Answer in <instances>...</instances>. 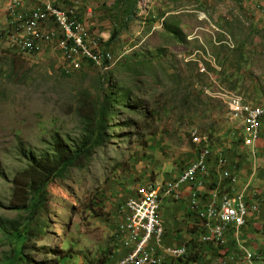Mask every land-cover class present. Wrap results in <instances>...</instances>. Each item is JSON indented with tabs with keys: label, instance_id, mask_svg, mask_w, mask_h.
I'll use <instances>...</instances> for the list:
<instances>
[{
	"label": "rangeland",
	"instance_id": "374dc122",
	"mask_svg": "<svg viewBox=\"0 0 264 264\" xmlns=\"http://www.w3.org/2000/svg\"><path fill=\"white\" fill-rule=\"evenodd\" d=\"M8 1L0 0V220L17 232L0 231V264H107L122 244L129 185L146 175L154 184L158 156L174 154L156 150L162 144H191L195 129L214 137L222 124L233 122V131L240 132L234 110L264 106V0H251L255 11L230 21L209 11L219 1L195 8L185 19L184 35L200 39L187 46L192 54L187 62L168 56L174 49L167 32L183 36L177 17L169 22L163 13L156 25L154 14L138 9L140 0H81V23L113 56L106 70L86 62L67 69L60 50L65 35L53 20L41 29L54 40H40L39 52L25 54L13 37ZM103 33L118 36L109 43ZM218 40L233 42L234 48L215 45ZM209 52L215 65H226L231 57L237 73L215 75L212 63L202 58ZM102 109L108 110L105 120ZM86 123L99 126L101 142L93 156L49 185L40 211L13 210V179L27 167L23 154L51 152L56 138L75 148ZM200 245L193 244L201 250Z\"/></svg>",
	"mask_w": 264,
	"mask_h": 264
},
{
	"label": "crops",
	"instance_id": "0c3cea01",
	"mask_svg": "<svg viewBox=\"0 0 264 264\" xmlns=\"http://www.w3.org/2000/svg\"><path fill=\"white\" fill-rule=\"evenodd\" d=\"M60 1L28 0L22 4L20 11L24 8L27 11L39 9V7L43 8L48 4H53L60 9H65L66 6H75L77 11L81 7V0H77L75 3L71 0H66L65 6H61ZM216 1H219V5L209 11L212 13L218 10L217 15L220 19L226 17L230 21L231 16L233 17L238 14L248 16L249 12L255 11L251 0ZM13 2V0H9L8 4H13ZM206 2H212V0H140L137 6L141 11L145 10L146 13L154 14L153 20L157 21L156 25L160 22L161 14L163 13H165V17L162 19L169 22L171 19H176V17L178 20H181L180 30L183 31L182 38L173 36L171 32H167L165 36L168 41L172 42L169 48L174 49V51H170L168 56L173 60L184 59L187 62V58L192 55L188 53L189 48L187 46L190 47L191 43L200 39V37L197 35L191 37L184 35L186 30L184 22L187 15L196 13L195 8L200 7ZM117 4L119 3L116 1L115 7ZM81 17L82 15L79 14V18L82 21ZM137 26L136 22L131 27L135 28ZM226 26L230 27L231 23L227 22ZM157 27L152 32L156 31ZM103 36L107 40H110L109 33H103ZM145 38H147L145 35L142 36V41L141 39L140 41L143 42ZM179 43H181V50L176 51L175 49H180L179 47H175ZM213 43L215 45H224L231 49L234 48L233 42H230L232 44L230 46L228 45V41L225 40H218V42L214 41ZM195 53L202 54L200 50H196ZM194 56L197 58V55ZM202 58L209 60V63L215 60L213 52L203 55ZM226 59L228 60L226 65H224V62L216 63V65L212 63L215 75L223 73L226 76H230L237 73L235 64L232 62L233 59L231 57ZM196 62L199 61L196 60ZM201 70H203L201 72H207L206 67H202ZM231 106L233 108L236 107L235 104H231ZM238 120L241 126L240 132L233 131L231 126L233 122L222 124L219 130L214 133V137L195 129L193 132L191 131V144H188L187 141H184L181 146L168 145L169 147H165L162 144V150H156L166 151L167 149V151H173L174 153L172 155L168 154L169 156L162 153L161 156L163 158L158 156L159 159L154 165V172L158 174L154 183L156 185H161L178 178L184 169L188 167L189 163L198 159L203 154L205 144H198L193 141L195 131H198L202 137L207 136L206 138L209 142V146L207 147L210 150L204 159L207 162L208 170L202 174L206 175L209 173L210 177L199 179L197 183L185 186L181 191L180 200H176L175 197H165L161 201L159 219L165 231L164 247L162 248V255L165 256L163 264H202V261L205 260H212V264H246L245 256H250L251 252L255 254L256 258L254 263L248 262V264H264V119L260 122L261 133L252 142L249 141L246 121L243 119ZM223 171H228V175L224 180L221 179ZM149 177L150 175H146L140 183L136 185L133 183L131 187L129 185V188L132 189L131 197L137 196L139 190L143 187L147 189L149 186H154V184H151L152 182L149 180ZM194 193L197 195L196 199L198 202L197 206L192 209ZM224 194L244 196L242 198L247 200L249 206H252L254 203L257 204V213H251L248 216L247 226L241 231L226 229L220 240H216L214 237L210 244H206L204 241L206 230L204 229L203 222L200 224L198 221L202 220L198 212L205 210V207L208 205L209 207L206 210L216 208L220 197ZM226 228L233 227L229 226ZM198 234L201 235L200 239H197ZM235 237H240V240L236 241ZM195 242L201 243L200 247L202 251L198 247L194 248L193 244ZM153 248L156 249L155 253L160 254L161 244L159 247H156L153 243ZM173 248H186L187 252L184 257L173 259L165 252L167 249ZM126 251L122 243L118 248L117 255H114L107 264L117 262L119 257L123 256ZM192 251L193 253L191 254ZM201 259L203 260L201 261Z\"/></svg>",
	"mask_w": 264,
	"mask_h": 264
},
{
	"label": "built area",
	"instance_id": "2783aa9c",
	"mask_svg": "<svg viewBox=\"0 0 264 264\" xmlns=\"http://www.w3.org/2000/svg\"><path fill=\"white\" fill-rule=\"evenodd\" d=\"M66 2V0H63ZM17 4L9 3V13H13L14 6ZM40 13L41 9L39 7ZM51 16L64 19L69 22L70 30L73 34L77 35V44L65 43L63 51L69 53L71 62H86L88 64H107L112 58V54L107 51V58L93 59L92 49H102L100 37L97 35H91L88 29L82 24L79 16H62L58 13L51 12ZM16 24V32L13 35L21 36L20 48L23 49L25 54H34L39 52V43L43 39L42 30L32 31V24L35 23L34 18L31 17L30 13H24L22 16H14V22ZM26 42H34V50H26ZM256 115H262L264 119V112H256ZM245 120H251V118H245ZM256 133H261V129H255ZM203 154L196 160L189 163L190 173H181V175L172 180L165 182L161 185L154 184L151 189L141 188L137 196L130 197L124 207L123 220L129 226V233L127 237H123V247L126 253L119 257L117 262L114 264H138V259H145L146 264H161L164 257L162 255V248L164 247L165 231H160L154 221V210L160 204H156V197H176V200H180L181 191L185 186L197 183L199 179L209 178L210 174L199 175V168L202 167V162L205 159L207 153V143H204ZM228 175V171H223L221 179ZM223 182V181H222ZM173 187V195L165 196V188ZM194 195V194H193ZM209 207L206 206V208ZM192 209H194V202L192 201ZM251 213H257V204L249 206L247 200L241 201L240 204H233L231 208L230 218L234 219V227L247 226V218ZM202 223V220H198ZM222 228H226V222H223V215L221 218ZM135 224H143V231H135ZM211 230H214V225ZM236 241L240 240V237H235ZM217 240V239H216ZM153 241H160L161 251L160 254H153ZM182 248L177 249L176 253ZM176 253H172L174 258ZM256 256L251 252L250 256H245L246 264L248 262H254Z\"/></svg>",
	"mask_w": 264,
	"mask_h": 264
},
{
	"label": "bare ground",
	"instance_id": "6f19581e",
	"mask_svg": "<svg viewBox=\"0 0 264 264\" xmlns=\"http://www.w3.org/2000/svg\"><path fill=\"white\" fill-rule=\"evenodd\" d=\"M13 1H14L13 4H17V5L14 6L13 13H9L10 23L12 25L16 27V24L13 23L14 16H22L24 13H30L31 17L34 18L35 23L32 24V31L42 30L41 25L43 23H46L49 20L55 21V23H57L60 26V28L63 30V33L65 35V40L60 44V50L64 57L66 68L71 69L72 66H75L76 64L79 63V62L77 63L71 62V57L69 56V53L62 50L65 46V43L77 44V35L71 32L68 21L57 18L56 16H51V12L58 13V15H62V16H70V15L77 16V9L75 6L67 7V9L65 10V9L58 8L53 4H48L45 7L40 8L41 9V13H40L39 9L27 11L24 8L20 11V7L22 6V4L27 2L28 0H13ZM71 1L75 3L77 0H71ZM13 37H15L17 41L21 43V36L13 35ZM53 40H54V35L51 32H48L47 34H43V39L41 40V42L43 41L44 43H51ZM26 50H34V42H26ZM92 56H93V59L107 58V52H103V51L101 52L100 48H93ZM112 64H114L113 56L106 65L105 64H92V65L98 69L106 70ZM256 112H264V106L263 107H250V106L239 107L235 109L233 112L234 113L233 116L237 119H239V116L241 117L244 116V118H242L243 120H245V118L252 117V122L251 120H245L247 132H248L247 134H249L250 142L255 141L259 136V133H256L255 129H260V122L262 120V115H256ZM206 137H202L199 134V132H195L193 141L198 144L206 143L208 142V139ZM209 151L210 150L207 147L206 154H209ZM207 170H208L207 162L204 160L202 162V167L199 168V175L206 173ZM183 173H190V166L186 167ZM151 187L153 186H149L147 189H151ZM168 195H173V187L165 188V196H168ZM193 197H194L193 199L194 207H196L197 202H198L196 199L197 198L196 193H194ZM242 197L224 194L220 197L219 202L217 201L218 204L216 208L214 207L211 209L198 212L199 217L202 219L204 229L206 230V236L204 240L206 244H210L214 237L217 240H220L223 237L225 229L222 228V222H221L222 215H223V222H226V227H229V226L233 227L236 231H241L243 229V227H234V219L230 218L232 203L240 204L241 201H245ZM163 198L164 197H156V204H160V205L154 210V221H155L156 226L160 229V231H164L163 224L161 220L159 219L160 206H161V201ZM213 225H214V230H211L213 228ZM135 231H143V224H135ZM128 233H129V226L127 225L126 222H124L121 242L123 241V237H127ZM153 243L154 245H156V247H159V245L161 244L160 241H153ZM155 250L156 249L153 248V254H157L155 253ZM165 252L167 253V255L172 257V253H176V248L167 249ZM186 252H187L186 248H182L179 251V253H176L173 259H179V258L184 257ZM138 264H146L145 259H138ZM161 264H163V261L161 262Z\"/></svg>",
	"mask_w": 264,
	"mask_h": 264
},
{
	"label": "trees",
	"instance_id": "16d2710c",
	"mask_svg": "<svg viewBox=\"0 0 264 264\" xmlns=\"http://www.w3.org/2000/svg\"><path fill=\"white\" fill-rule=\"evenodd\" d=\"M117 36V33H113L109 43ZM107 112V109L101 110L102 120H105ZM102 124H104L103 121L98 123L100 127H103ZM98 127L92 126L90 128L89 123H86L85 135L75 148H71L62 139L56 138L51 152L42 154L39 157L33 153L23 154L27 161V167L18 172L13 179L14 192L11 208L26 213L40 211L42 203L47 199L49 185L62 178L68 169L80 166L93 156L94 149L101 142V137L98 138L97 136ZM5 223L0 220V231L5 236H12L17 232L15 226L11 228ZM120 234H123V225Z\"/></svg>",
	"mask_w": 264,
	"mask_h": 264
}]
</instances>
